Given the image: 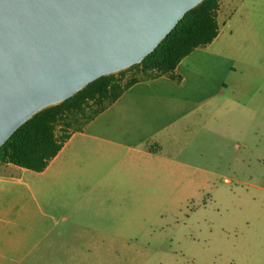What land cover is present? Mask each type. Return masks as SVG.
Returning a JSON list of instances; mask_svg holds the SVG:
<instances>
[{
    "label": "crops",
    "instance_id": "1",
    "mask_svg": "<svg viewBox=\"0 0 264 264\" xmlns=\"http://www.w3.org/2000/svg\"><path fill=\"white\" fill-rule=\"evenodd\" d=\"M217 20V38L178 64L180 81L131 86L42 172L2 166L0 264H32L69 228L112 237L99 220H128L129 197L143 206L147 190L226 193L248 176L254 196L264 195V0H222ZM75 255L107 264L112 253ZM234 264H264V238H250Z\"/></svg>",
    "mask_w": 264,
    "mask_h": 264
},
{
    "label": "water",
    "instance_id": "2",
    "mask_svg": "<svg viewBox=\"0 0 264 264\" xmlns=\"http://www.w3.org/2000/svg\"><path fill=\"white\" fill-rule=\"evenodd\" d=\"M204 0H0V149L39 112L140 64Z\"/></svg>",
    "mask_w": 264,
    "mask_h": 264
},
{
    "label": "rangeland",
    "instance_id": "3",
    "mask_svg": "<svg viewBox=\"0 0 264 264\" xmlns=\"http://www.w3.org/2000/svg\"><path fill=\"white\" fill-rule=\"evenodd\" d=\"M221 29L222 37L230 34ZM135 74L136 70L126 71L125 80ZM3 172L7 169L0 166ZM217 181L221 183L218 188L224 186L222 180ZM251 182L242 176L225 187L226 193L218 194H171L164 189L152 194L147 190L143 206H134L133 196L129 197L124 211L128 220H99L98 225H110L102 229H110L112 237L97 238L89 226L69 228L43 247V258L32 264H71L72 255L88 249L111 251L107 264H234L235 253L249 250L250 238H264V195L254 196L248 186ZM75 256L80 264L101 261L86 263Z\"/></svg>",
    "mask_w": 264,
    "mask_h": 264
},
{
    "label": "trees",
    "instance_id": "4",
    "mask_svg": "<svg viewBox=\"0 0 264 264\" xmlns=\"http://www.w3.org/2000/svg\"><path fill=\"white\" fill-rule=\"evenodd\" d=\"M221 1L204 0L190 10L154 52L140 64L119 72L120 77H102L65 102L36 114L2 146L0 166L42 172L73 133L82 131L131 86L161 76L180 81L176 68L181 60L217 38ZM128 70H136V74L125 80Z\"/></svg>",
    "mask_w": 264,
    "mask_h": 264
}]
</instances>
